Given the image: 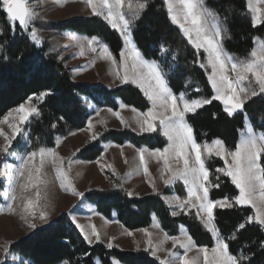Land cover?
Returning <instances> with one entry per match:
<instances>
[{
  "label": "trees",
  "instance_id": "trees-1",
  "mask_svg": "<svg viewBox=\"0 0 264 264\" xmlns=\"http://www.w3.org/2000/svg\"><path fill=\"white\" fill-rule=\"evenodd\" d=\"M205 6L219 14L227 32L222 38L225 52L237 58L247 57L258 38H264V20L255 27L247 9L246 0H206ZM40 30L52 34L72 32L87 38L96 37L109 50L115 61L122 51V41L117 32L101 18L70 19L61 23L36 22ZM29 29L21 30L11 24L0 10V121L13 109L29 99L39 114L33 115L24 127V136L13 141L17 155H26L40 148L54 149L56 144L73 133L86 128L92 114L89 107L117 111L126 106L146 112L149 103L142 92L131 85L109 90L100 85H85L73 81L62 49L45 37L37 46L30 40ZM133 44L147 61H155L166 73V83L174 95L184 94L186 99H209L196 114L186 116L197 143L204 145L221 140L226 150L233 151L247 119L256 133H264V94L251 98L241 112L228 116L222 105L212 99L206 73L201 69L204 53L197 52L170 21L163 0H150L147 10L132 28ZM169 51L162 55L160 46ZM175 57V59H173ZM199 91H195V89ZM48 93L43 100L38 99ZM55 125V127H53ZM107 143L149 151L163 150L167 142L161 134L137 135L125 129L105 130L99 138L89 140L72 157L78 161L95 162L103 154ZM205 166L212 183L219 187L210 189L209 199L216 201L229 197L234 200L237 189L218 168H223L217 157L204 156ZM217 177L219 180L217 181ZM4 189L0 180V193ZM173 191L184 199L181 186ZM164 190L163 194H167ZM84 201L108 221L115 220L128 231L147 229L156 221L168 237H176L183 227L198 248L214 246L212 234L206 230L193 210L172 215L160 194L130 197L119 184L103 190H88ZM2 199L0 197V204ZM249 207L214 209L213 223L229 245L230 254L251 257L242 264H264V230L255 222ZM246 227L237 231V226ZM9 253L26 264H159L143 251H123L103 244L88 245L67 214H62L47 226L33 230L25 237L11 242Z\"/></svg>",
  "mask_w": 264,
  "mask_h": 264
},
{
  "label": "snow or ice",
  "instance_id": "snow-or-ice-1",
  "mask_svg": "<svg viewBox=\"0 0 264 264\" xmlns=\"http://www.w3.org/2000/svg\"><path fill=\"white\" fill-rule=\"evenodd\" d=\"M87 6L91 9L93 15L103 16L108 25L118 31L123 38L126 51L122 52L119 68L124 71L123 76L118 71L116 76L121 83L135 84L144 96L151 103L152 107L146 112H134V120L141 133L155 132L157 127L155 122L159 121L161 133L169 141L168 147L163 151L157 150L153 155H158L164 160V171L169 173L164 180L166 185L174 180H182L187 189V199L181 200L179 197H173L168 203H175L176 207L183 212L185 208L195 207L197 217L201 223L210 232L215 240V246L210 250L207 247L199 248L198 256L189 258L187 253L193 248V241L190 236L185 234L183 238L172 237L173 247L179 246L184 249V254L178 260L174 258V253L169 251L165 259L160 260L159 264H199V256L203 257V264H242V261L249 260L251 257L230 254L229 245L221 237L219 231L214 226L213 217L216 208H232L236 205L249 206L254 212V216H249V222H255L264 226V133L257 135L254 130L246 125L247 136L239 141L233 151H228L224 143L217 139L211 144L201 145L193 137V129L186 121L187 114H196L197 110L204 105L211 103L209 99H185L183 93L179 96L170 91L166 83V73L160 64L155 61H147L133 44L131 32L135 23L142 17L143 12L147 10V0H85ZM167 15L172 24L177 25L184 34L188 43L199 52L201 49L206 54V66L212 69L208 77L209 83L215 92L212 97L224 104V111L228 116L242 110L246 102L251 98L264 94V43L254 48L250 53V58L245 61L237 62L233 57L227 55L223 48L222 38L227 32L226 24L221 21L218 13L208 9L204 0H163ZM264 0H253L249 4V10L252 12V25L255 27L264 17ZM0 10H2L11 24L18 22L19 29L28 30L29 25L34 19V12L27 6L26 0H0ZM32 39L36 41V33L32 30ZM97 42L96 37L86 41L93 52L92 47ZM162 55L168 54V49L160 46ZM103 52L110 57L108 48L105 46ZM175 59V57H173ZM130 62V67H129ZM204 67V64H201ZM234 74L235 78L228 75V72ZM251 77V80L249 78ZM249 80L251 84L254 81L255 86H244L243 82ZM199 91V89H195ZM48 93L41 94L38 99L43 100ZM16 113L20 124L29 121L33 115H38V109L32 106L21 105ZM120 120L121 124L127 126V122L119 113H113ZM0 123H7L11 134L7 135L0 131V136L4 138V145L0 147L6 157L16 156L19 161L18 168L15 170V178L25 177V183H20L21 193L30 189H36L35 200L24 197L26 203L24 210L29 215L35 217V208L42 199L40 185H45L42 168L45 161L51 158L55 163L59 157L52 149L40 148L38 151L27 152L26 155H17L13 150V141L17 140L21 134V128L16 124L9 122L8 118ZM55 127V125H53ZM91 128V124H89ZM95 138V134H93ZM216 156L224 160V167L216 171L221 172L225 177L231 179V183L238 190V195L233 199L224 197L220 200H210V189L219 187V183H212L209 178V171L205 166L204 156ZM40 157L39 166L34 161ZM230 158V162H229ZM140 162L144 163L143 151L140 153ZM173 162L177 167H173ZM5 171L11 175V165H5ZM147 174V168L144 169ZM56 178L60 180L61 188H65L68 182L66 173L59 166L56 167ZM219 177H217V181ZM154 188V185H153ZM155 190V188H154ZM73 195H81L75 191ZM7 197V193H3ZM17 196L11 195V200L15 201ZM172 215H177L174 210ZM41 221L47 220V214L41 212L39 215ZM73 223H76L73 220ZM80 229L84 239L91 244V237L99 241L100 236L95 227L92 226L90 235L84 228L76 224ZM29 228H35L34 223L28 224ZM246 225L241 223L237 226V231L244 229ZM169 237L164 239L158 245H153L148 241V248L152 250V255L162 250L163 243L167 242ZM108 247L112 244L109 242ZM147 250V249H146ZM264 250V244L261 245ZM10 251V245L4 247L5 257L0 260V264H8L7 256ZM115 264V262H114Z\"/></svg>",
  "mask_w": 264,
  "mask_h": 264
},
{
  "label": "rangeland",
  "instance_id": "rangeland-1",
  "mask_svg": "<svg viewBox=\"0 0 264 264\" xmlns=\"http://www.w3.org/2000/svg\"><path fill=\"white\" fill-rule=\"evenodd\" d=\"M149 1L150 0H147V3ZM205 2L206 0H204V4ZM251 2H253V0H246L247 9L252 17L253 14L249 10V4ZM26 4L35 14L34 19L29 25L30 40L37 46H39L42 43L43 39L45 37H48L51 41H54L57 45H59L62 49V56L66 58V66L69 68L74 82L90 86L100 85L109 90L126 85H131L138 88L131 82L121 83V81L117 79L116 74L118 71L120 72L121 76H123L124 74V71L119 68V64L122 52L126 51V46L120 33L115 29L110 27L117 32V34L121 38L123 45L122 51L117 61L114 60L109 50L108 53L110 54L111 59L103 52V48L105 47V45L98 39L97 42H94L92 45V47L96 49V51L93 52L86 43V41L91 38H87L85 36L72 32L52 34L50 32L40 30L37 26L36 22L38 20L40 22L61 23L74 18L83 19L91 18L93 16L99 17L104 20L103 16L92 14V11L87 6L85 0H26ZM260 7L261 9H264V5H260ZM263 20L264 17L261 18V22ZM261 22L257 23V25H259ZM174 26L180 30L177 25ZM32 30H34L36 33L35 42L33 41L31 36ZM182 35L184 36L183 33ZM262 43H264V38L256 39L254 48L259 47ZM200 51L203 52L202 49ZM205 56L206 54L204 53V61L202 64H204L205 66H201V69L206 73V77L208 80L212 69L206 66L207 62ZM231 57L239 62L249 59L250 54L245 58H237L234 56ZM228 75L232 78H235L234 74H232L230 71L228 72ZM249 80H251V77L249 78ZM249 80L243 82L244 86L254 87V81H252L250 84ZM209 86L214 96L215 92L212 89L210 83ZM217 101L222 105L224 109V104L219 100ZM148 103L149 109H151L152 105L149 101ZM22 105H25L26 107L29 105L34 107L33 99L27 100ZM16 109L17 108L11 110L1 121H4L5 118H8L9 122H12L19 126L21 128V134L18 135V137H22L24 136V127L29 121L25 122L24 124H20L18 114L15 111ZM89 109L91 112H93L89 118L86 128L79 132L71 134L70 136L59 141L56 144L55 148L52 150L59 157L58 161L54 163L51 158H48L44 163L42 174L43 179L46 181V184L39 186L42 199L35 208V217L29 215L28 212L24 210L23 206L26 203L24 197H29L35 200L36 189H30L27 192L21 193L19 184L25 183L27 181L25 177H19L18 179L15 178V170L19 165L17 157H6L2 152H0V180H2L4 184V189L0 193V197L2 199V203L0 204V260H3L5 257L4 247L6 245H9L11 242H15L25 237L35 229L47 226L62 214H67L72 223L73 220L76 221V223L73 224L80 235L83 237V239L84 236L81 234V231L79 228H77L76 224L81 225L84 228L85 232L89 235L91 233L92 226L95 227L96 231L99 233L100 239L99 241H97L95 237H91V244H89L84 239L88 245L103 244L108 247L109 242H111L112 247H117L123 251H143L148 253L151 257L155 258L158 261L165 259L169 251L174 253V258L177 260L181 256H183L184 249L180 248L179 246L174 248L171 239L172 237H169L167 242L163 243L162 250L158 251L156 253V256L152 255V250L148 248V241H151L153 245H158L166 235L161 230L156 221H153L151 226L147 229L128 231L115 220L108 221L99 216L94 211V208L84 201L83 196L86 191L103 190L117 184H119L120 187L124 191H126L128 196L130 197H144L151 194H160V197L162 198L164 203L172 210V212L175 210L177 212V215L180 214L181 211L176 207L175 203H168V201L173 197H179L173 191V189L176 186H181L185 193L184 199H187V189L182 180H174L168 185L164 183V180L168 178L169 173L164 171V160L158 155L152 154L156 151H149L147 149H135L129 145L116 146L107 143L103 147L104 150L102 156L95 162H83L74 159L72 155L80 150L87 141L99 138V136L108 129L116 131L128 129L137 135L158 133L165 138L167 142L166 147H168L169 145V141L159 129V121L155 122L157 131L141 133L135 123L134 112L130 108H126L120 105L117 111H111L109 109L98 111L94 106H90ZM238 112H241V110ZM113 113H119L120 116L127 122V126L121 124L120 120L117 119V117L113 115ZM89 124H91V128H89ZM246 125L250 126L247 119L245 120V126ZM0 131H3L7 135L11 134V129H9L7 123H0ZM93 134H95V138H93ZM256 134L259 135L260 133ZM246 136L247 131L245 127L243 132L240 134L239 141L243 138H246ZM3 145L4 138L3 136H0V147H2ZM141 151H143L144 155L143 164H141L140 162ZM213 157L216 156L213 155ZM221 161L224 167L225 162L224 160ZM34 163L39 166V156L36 157ZM6 164L11 165L12 167L11 175H9L5 171ZM57 166L62 168V170L68 177V182L66 183L65 188H61L60 180L56 178ZM145 167L147 168V174H145L144 171ZM173 167H177L174 162ZM229 180L231 181L230 178ZM153 185L155 190L153 188ZM164 190H168L170 192H168L167 194H163ZM73 191L80 193L81 195H73ZM3 193H7V197L5 195H2ZM13 194L17 196V199L15 201L11 200V195ZM187 210H193L197 215L195 207H189L187 208ZM41 212L47 214L46 221H41L39 219V215ZM29 223H34L35 228H29ZM261 227L264 230V226ZM185 234H187L186 230L181 227L179 229V234L176 237L183 238ZM198 249L199 248L194 245L193 248L188 251V257H197L199 255L197 251ZM7 260L8 264H26L23 263L21 259L16 255L11 253H8ZM114 262L115 264H120L117 261H113V264ZM199 264H203L202 256H199Z\"/></svg>",
  "mask_w": 264,
  "mask_h": 264
},
{
  "label": "crops",
  "instance_id": "crops-1",
  "mask_svg": "<svg viewBox=\"0 0 264 264\" xmlns=\"http://www.w3.org/2000/svg\"><path fill=\"white\" fill-rule=\"evenodd\" d=\"M124 107H126V106H124ZM126 108H129V107H126ZM96 110H108V109H105V108H95ZM131 110H132V108H130ZM137 111V110H136ZM93 112V111H92ZM110 144H112V143H110ZM113 145H115V144H113ZM125 145H129V144H125ZM125 145H123V146H125ZM129 146H131V145H129ZM132 147V146H131ZM133 148V147H132Z\"/></svg>",
  "mask_w": 264,
  "mask_h": 264
},
{
  "label": "water",
  "instance_id": "water-1",
  "mask_svg": "<svg viewBox=\"0 0 264 264\" xmlns=\"http://www.w3.org/2000/svg\"><path fill=\"white\" fill-rule=\"evenodd\" d=\"M15 24H17V25H18V22H16Z\"/></svg>",
  "mask_w": 264,
  "mask_h": 264
}]
</instances>
